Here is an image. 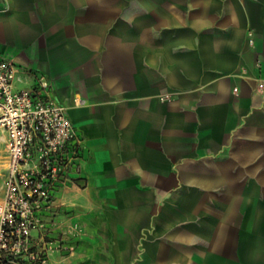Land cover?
<instances>
[{"label":"crops","instance_id":"obj_1","mask_svg":"<svg viewBox=\"0 0 264 264\" xmlns=\"http://www.w3.org/2000/svg\"><path fill=\"white\" fill-rule=\"evenodd\" d=\"M0 53L83 140L48 264H264V0H0Z\"/></svg>","mask_w":264,"mask_h":264},{"label":"built area","instance_id":"obj_2","mask_svg":"<svg viewBox=\"0 0 264 264\" xmlns=\"http://www.w3.org/2000/svg\"><path fill=\"white\" fill-rule=\"evenodd\" d=\"M24 81L12 58L0 53V131L6 146L4 194L0 201V264H48L33 229L52 194L77 168L83 140L39 74ZM80 100H76L79 103Z\"/></svg>","mask_w":264,"mask_h":264},{"label":"rangeland","instance_id":"obj_3","mask_svg":"<svg viewBox=\"0 0 264 264\" xmlns=\"http://www.w3.org/2000/svg\"><path fill=\"white\" fill-rule=\"evenodd\" d=\"M5 161V151H4V146L2 144H0V198L2 196L3 193V188H4V177H3V167L1 165L4 164ZM58 222L62 223L63 219H59ZM77 227V226H76ZM75 228V227H74ZM63 233V232H62ZM75 236L79 235V230L78 228L76 230L73 231L72 233Z\"/></svg>","mask_w":264,"mask_h":264}]
</instances>
